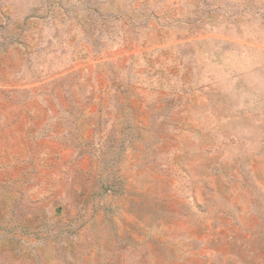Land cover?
Returning <instances> with one entry per match:
<instances>
[{
  "label": "rangeland",
  "instance_id": "obj_1",
  "mask_svg": "<svg viewBox=\"0 0 264 264\" xmlns=\"http://www.w3.org/2000/svg\"><path fill=\"white\" fill-rule=\"evenodd\" d=\"M0 264H264V0H0Z\"/></svg>",
  "mask_w": 264,
  "mask_h": 264
}]
</instances>
